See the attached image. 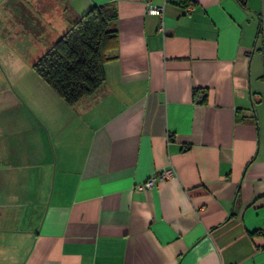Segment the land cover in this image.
Returning a JSON list of instances; mask_svg holds the SVG:
<instances>
[{"label":"crops","instance_id":"crops-1","mask_svg":"<svg viewBox=\"0 0 264 264\" xmlns=\"http://www.w3.org/2000/svg\"><path fill=\"white\" fill-rule=\"evenodd\" d=\"M93 4L117 16L91 95L0 64V264H264V0H0V19L52 42Z\"/></svg>","mask_w":264,"mask_h":264},{"label":"trees","instance_id":"trees-1","mask_svg":"<svg viewBox=\"0 0 264 264\" xmlns=\"http://www.w3.org/2000/svg\"><path fill=\"white\" fill-rule=\"evenodd\" d=\"M116 16L111 5L93 4L32 62V70L67 105L103 83L107 52L116 46Z\"/></svg>","mask_w":264,"mask_h":264},{"label":"rangeland","instance_id":"rangeland-1","mask_svg":"<svg viewBox=\"0 0 264 264\" xmlns=\"http://www.w3.org/2000/svg\"><path fill=\"white\" fill-rule=\"evenodd\" d=\"M7 20L8 22L6 23L5 20L2 21L0 19V64L5 66L6 64L15 65L17 72L21 70L23 75L22 81L28 80L30 83H33L34 81L31 76L36 78L38 76L32 70L31 64L45 52L51 42L49 38L51 35L47 33L48 28H46L49 25L46 24V20L40 18L42 23L40 24V33L37 38L32 27L38 28V24L34 22L33 18L29 16H12L8 17ZM15 31L19 33L16 35ZM29 91V88H24L23 96L26 97L27 93L31 94V91L30 93ZM47 139L50 144L51 139Z\"/></svg>","mask_w":264,"mask_h":264},{"label":"built area","instance_id":"built-area-1","mask_svg":"<svg viewBox=\"0 0 264 264\" xmlns=\"http://www.w3.org/2000/svg\"><path fill=\"white\" fill-rule=\"evenodd\" d=\"M187 9L189 10L190 7L188 6ZM147 12L151 13V14L161 15L163 12V5L149 6L147 8ZM159 29L161 30L162 26H160ZM172 173L173 172L171 171V169H163V170L159 171L158 173H156L155 175L146 179L142 184H140L138 186V188L142 189V188L151 187L157 180L168 178V177L172 176Z\"/></svg>","mask_w":264,"mask_h":264}]
</instances>
